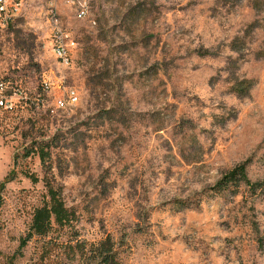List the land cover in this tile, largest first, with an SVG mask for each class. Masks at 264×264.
<instances>
[{
  "label": "rangeland",
  "instance_id": "obj_1",
  "mask_svg": "<svg viewBox=\"0 0 264 264\" xmlns=\"http://www.w3.org/2000/svg\"><path fill=\"white\" fill-rule=\"evenodd\" d=\"M48 4L26 0L0 28V76L23 92L0 110V183L17 174L0 264H65L67 244L107 236L122 264H264V0H58L68 68ZM43 79L78 103L57 110L51 90L32 105ZM28 149H44L46 166ZM241 164L262 187L219 190ZM47 179L75 220L19 253Z\"/></svg>",
  "mask_w": 264,
  "mask_h": 264
},
{
  "label": "trees",
  "instance_id": "obj_2",
  "mask_svg": "<svg viewBox=\"0 0 264 264\" xmlns=\"http://www.w3.org/2000/svg\"><path fill=\"white\" fill-rule=\"evenodd\" d=\"M39 153L42 165L46 166L48 155L44 149L39 151L36 149H28L26 157ZM27 178L33 183L39 182V179L33 175L26 173ZM17 174L12 171L6 179L0 183V207L3 205V193L6 185L15 181ZM47 187V199L43 206L37 208L32 216L28 231L24 237L20 239L19 253L34 239H44L48 237L55 227L64 228L71 226L75 220L74 213L66 206L60 188L55 187L48 179L45 180ZM246 186L252 191L262 187L261 183L252 182L248 175L246 165L241 164L229 171L223 179L218 183L219 190L235 189L238 191L240 187ZM64 252L68 263L65 264H122L119 258V252L116 249V243L110 236L98 243L77 242L67 244Z\"/></svg>",
  "mask_w": 264,
  "mask_h": 264
},
{
  "label": "built area",
  "instance_id": "obj_3",
  "mask_svg": "<svg viewBox=\"0 0 264 264\" xmlns=\"http://www.w3.org/2000/svg\"><path fill=\"white\" fill-rule=\"evenodd\" d=\"M57 2L58 0H48V17L52 27L51 45L57 61L68 68L73 62L72 41L68 31L59 22ZM25 4L26 0H0V28H7L23 16ZM82 15H84V12ZM51 90H56L60 94L55 99L57 110H66L78 103L79 93L75 88L62 87V85L56 86L50 79H43L41 92L34 98L32 105L42 106ZM22 94V86L17 83L16 79L11 76H0V110L6 112L16 111L23 100Z\"/></svg>",
  "mask_w": 264,
  "mask_h": 264
}]
</instances>
